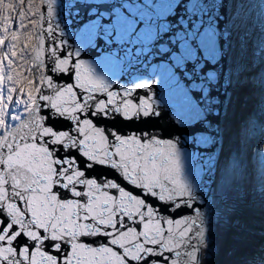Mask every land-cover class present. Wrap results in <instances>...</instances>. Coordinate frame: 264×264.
<instances>
[{"label": "snow or ice", "instance_id": "1", "mask_svg": "<svg viewBox=\"0 0 264 264\" xmlns=\"http://www.w3.org/2000/svg\"><path fill=\"white\" fill-rule=\"evenodd\" d=\"M10 47L4 63L17 55ZM65 58L63 70L55 59L46 66L49 84L34 96L0 84V264H179L192 225L153 212L169 211L167 187H181L171 145L141 127L157 113ZM132 59L129 50L105 57Z\"/></svg>", "mask_w": 264, "mask_h": 264}, {"label": "water", "instance_id": "2", "mask_svg": "<svg viewBox=\"0 0 264 264\" xmlns=\"http://www.w3.org/2000/svg\"><path fill=\"white\" fill-rule=\"evenodd\" d=\"M227 2L40 0L28 57L31 74L42 69L40 85L49 84L48 64L55 59L56 69L63 70L68 58L60 61L61 55H75L113 95L132 93V99L150 102L157 115L141 127L171 145L181 185L167 187L173 193L164 198L169 211L157 207L153 212L159 221L192 225L177 250L179 264H199V247L207 236L208 206L223 148L219 122L231 88ZM133 21L136 31L129 36ZM126 50L133 54L131 63L105 60ZM117 127L131 126L117 121Z\"/></svg>", "mask_w": 264, "mask_h": 264}, {"label": "rangeland", "instance_id": "3", "mask_svg": "<svg viewBox=\"0 0 264 264\" xmlns=\"http://www.w3.org/2000/svg\"><path fill=\"white\" fill-rule=\"evenodd\" d=\"M228 2L232 37L226 66L234 81L231 82L224 116L220 117L219 128L224 147L211 194L209 232L199 247V264H261V245H264V187L256 182L259 177L257 173L254 175L255 182H251L244 172L255 171L253 159L257 140L258 150L263 153L264 91H261L262 99L250 103L253 98L251 87L244 78L251 79L248 71L253 72V67L260 62L257 59L262 60L264 56V24L257 23L259 17H264V4L262 0L250 1L253 7L248 5L244 18L236 13L238 20L233 7L240 11V6L245 5L246 1ZM39 9L40 0H0V84L23 89L33 96L40 85L42 69L37 68L31 74L28 57L33 46L32 36ZM11 45H15L17 55L4 63V54L7 52L10 56L13 50ZM231 57L233 64H229ZM239 66L242 71L238 76ZM32 81L37 83L33 85ZM248 104L259 117L261 132L255 130L253 133L250 129H244V118H249ZM16 107L20 111L16 112L10 106L9 115L23 116L22 106ZM248 152L251 154L247 163ZM257 162L262 163L260 160ZM252 200L256 206L251 204Z\"/></svg>", "mask_w": 264, "mask_h": 264}, {"label": "trees", "instance_id": "4", "mask_svg": "<svg viewBox=\"0 0 264 264\" xmlns=\"http://www.w3.org/2000/svg\"><path fill=\"white\" fill-rule=\"evenodd\" d=\"M245 5H242V7L240 6V11H237V8L236 7H233L234 9V13L236 14H239L240 13V16L241 17H245L246 16V12H247V8H248V5L252 6V4L250 3V1L252 2V0H245ZM263 4H264V0H262ZM253 7V6H252ZM262 9L264 10V6H262ZM236 14V15H237ZM250 14V13H249ZM245 15V16H244ZM237 19L239 20L238 18V15H237ZM260 22H262L264 24V17H259L258 20H257V23L259 24ZM264 36V35H263ZM262 60L260 59H257V61H260L258 65H255V67H253V72L252 71H248V76L251 77V79H248V77H245V81H248V85L249 87H251V92H252V99L250 101V103L254 102H258L260 99H262V94H261V91H264V84H262V81L264 79V56H262ZM228 59V57H227ZM229 64H233V59L231 57L230 61H229ZM241 69V66H239V69H238V76L239 74L241 73L240 71ZM250 74V75H249ZM232 79V83L234 81V78L231 77ZM263 87V88H262ZM252 109V106L250 104H248V115H249V118H244V129L245 130H248L250 129L251 131H254L256 130L257 132H261V122L259 120V117L257 116L256 114V111L252 112L251 111ZM241 126V125H240ZM237 127V126H236ZM241 128V127H240ZM243 129V127H242ZM237 130V129H236ZM249 143H247L248 145ZM258 144H259V141L257 140L256 141V151H255V158L253 159L254 160V163H255V171H245L244 172V175L247 176V178L251 181V182H255L254 180V175L257 173V176L258 177V185L260 186H263L264 187V171L262 170L264 168V148L262 149L263 150V153H261L259 150H258ZM252 147L254 146V142H252ZM249 151V149H248ZM251 153H247V163L249 162V159L248 157L250 156ZM257 160H260V162L262 163H258ZM262 170V171H261ZM242 177V176H241ZM244 177V176H243ZM247 196V195H246ZM252 205L256 206L255 205V201L251 202ZM262 226H263V229H264V220L262 222ZM263 247V249L261 250V255H262V258H261V264H264V245H261ZM260 250V247L259 249Z\"/></svg>", "mask_w": 264, "mask_h": 264}, {"label": "bare ground", "instance_id": "5", "mask_svg": "<svg viewBox=\"0 0 264 264\" xmlns=\"http://www.w3.org/2000/svg\"><path fill=\"white\" fill-rule=\"evenodd\" d=\"M229 3V2H228ZM228 7H229V5H228ZM229 13V12H228ZM230 50H231V48H230ZM228 67V66H227ZM232 82V81H231ZM223 117V116H222ZM221 120V119H220ZM219 125H220V122H219ZM219 132H220V128H219ZM224 147V146H223ZM214 190V189H213ZM210 205H211V197H210V204H209V206H208V214H207V219H206V225H207V234H208V232H209V227H208V225H209V220H210V212H209V208H210Z\"/></svg>", "mask_w": 264, "mask_h": 264}, {"label": "flooded vegetation", "instance_id": "6", "mask_svg": "<svg viewBox=\"0 0 264 264\" xmlns=\"http://www.w3.org/2000/svg\"><path fill=\"white\" fill-rule=\"evenodd\" d=\"M233 123H234V126H236V125H237L235 122H233Z\"/></svg>", "mask_w": 264, "mask_h": 264}]
</instances>
